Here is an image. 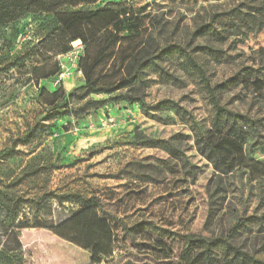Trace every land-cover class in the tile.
<instances>
[{"label": "rangeland", "instance_id": "rangeland-1", "mask_svg": "<svg viewBox=\"0 0 264 264\" xmlns=\"http://www.w3.org/2000/svg\"><path fill=\"white\" fill-rule=\"evenodd\" d=\"M242 1L99 0L63 10L95 11L110 4L124 12L117 19L110 17L115 44L106 52L111 56L92 72L93 79L108 86L121 77L120 60L148 33L160 46L184 45L211 13ZM44 6V0H32L34 12L0 24V264H182L183 235L225 237L232 225L247 217L258 220L235 244L248 252L264 246V146L244 144L228 176L213 171L196 152L192 133L194 123L209 125L211 108L176 56L161 63L163 70L149 71L145 102L152 107L170 101L184 118L170 105L143 114L137 104L90 95L104 102L58 119L59 107L82 103L68 95L83 86L81 68L92 66L99 48L90 39L70 42L55 17L40 11ZM105 21L97 26L100 37L108 35ZM125 28L128 37L120 31ZM221 49L227 63L201 57L213 84L239 69L264 66V30L229 38ZM253 90L249 85L227 91L221 104L264 119V86L256 94ZM261 131L264 135V126ZM169 138H174L180 160L138 145L142 139ZM49 193L96 196L112 218L94 207L80 209L55 200H46L36 212L29 200ZM3 196L17 199L19 205H8ZM209 201L216 218L205 226ZM139 223L147 226L140 234L130 237L122 230V225ZM254 257L264 262V250Z\"/></svg>", "mask_w": 264, "mask_h": 264}, {"label": "trees", "instance_id": "trees-1", "mask_svg": "<svg viewBox=\"0 0 264 264\" xmlns=\"http://www.w3.org/2000/svg\"><path fill=\"white\" fill-rule=\"evenodd\" d=\"M72 1V0H71ZM99 0H75L67 3V0H44V9L41 12L52 14L63 32L68 33L70 42L81 40L86 43L91 40L99 48L92 66L88 69L81 68L84 84L68 95L69 100L82 102L78 107L67 108L65 103L61 112L55 113L58 119L65 116H75L97 106L101 102L111 101L112 103L124 102L128 105L137 104L143 114H149V110L156 111L159 108L171 106L173 113L184 118L181 108L170 101H159L152 107L145 102V90L148 86V73L150 70L161 71V63L164 60L176 56L180 63L182 72L188 74L205 93L211 108V120L207 127L194 123L192 129L193 143L196 152L206 160L218 176H228L234 170L236 155L242 151L244 144L253 142L257 147L264 146V135L261 128L262 117L255 118L247 114L235 112L221 104L220 97L223 93L238 87H254L253 94L260 92L264 86V73L261 68L239 69L232 76L223 81L212 83L207 74L206 64L201 57H209L214 64L227 63V57L221 49L222 44L229 38H245L249 34H257L264 30V0H245L228 10L213 12L209 15L208 21L198 26L189 37L188 42L181 44H166L160 46L151 33H148L142 41H138L129 54L120 60L119 71L121 77L114 85H103L93 79L92 72L104 58L111 54L106 53L115 44L112 29L111 16L117 19L124 12L115 10L112 5L105 4L95 11H74L63 10L69 6L94 5ZM32 0H0V24L7 23L15 18L34 12L30 9ZM106 20L103 28L109 29L106 37L98 35L97 26ZM91 30V31H88ZM124 30V31H123ZM125 37H128L130 30L122 29ZM127 32V33H126ZM110 40H114L111 43ZM197 40L203 41L204 45H195ZM259 61H262V50L257 51ZM90 95H107L104 101L89 99ZM264 109V104H263ZM56 110H60L57 109ZM174 138L167 140L142 139L140 146L163 150L174 159L180 160L179 151L171 142ZM13 207L19 205L17 199L12 200L3 196ZM211 198V195L209 194ZM46 200H55L58 204L72 203L80 209L96 208L101 214L112 218L106 213L100 199L96 196L88 198L78 193H69L64 196L52 193L44 194L37 200H29L36 212H40ZM24 204L27 201H23ZM212 202L209 201V209L205 220V226L212 224L216 214L212 211ZM258 219L247 217L238 220L232 225L225 237H203L195 234L182 236L183 242L179 252V260L182 264H264L256 259L255 254L264 250L260 246L257 250L248 252L242 244H235L243 234L251 232V226ZM147 228L143 223L132 227L122 225V230L128 236L140 234ZM260 231H258L259 233ZM164 234L168 235L167 231ZM219 254V255H218ZM221 257V263L219 260Z\"/></svg>", "mask_w": 264, "mask_h": 264}, {"label": "built area", "instance_id": "built-area-1", "mask_svg": "<svg viewBox=\"0 0 264 264\" xmlns=\"http://www.w3.org/2000/svg\"><path fill=\"white\" fill-rule=\"evenodd\" d=\"M78 48V47H77ZM70 60H72V58L70 59ZM74 62V61H73ZM73 65H74V63H73ZM129 114H131V113H129ZM110 122V124H111V120L109 121ZM106 123H103L102 125H105Z\"/></svg>", "mask_w": 264, "mask_h": 264}]
</instances>
